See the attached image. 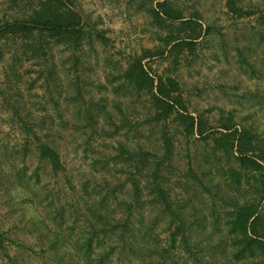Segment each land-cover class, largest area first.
<instances>
[{
	"label": "rangeland",
	"instance_id": "obj_1",
	"mask_svg": "<svg viewBox=\"0 0 264 264\" xmlns=\"http://www.w3.org/2000/svg\"><path fill=\"white\" fill-rule=\"evenodd\" d=\"M166 1L186 20L199 18L205 33L193 55L184 52L177 60L159 56L144 63L153 75L169 71L180 83L189 112L208 119L205 136L221 132L223 122L233 117L239 127L251 126L264 140V29L257 18H236L228 0ZM237 1L243 7L264 3ZM73 2L94 35L101 33L107 39L103 44L85 41L77 52L78 62L64 46L49 48L51 77L40 60L28 54L21 63L15 62L9 47H3L0 264H141L119 259V251L109 248L116 244L109 233L101 232L104 224L91 218L90 207L109 196L101 213L118 215L121 211L114 198L123 199L130 191V163L126 155L119 156L121 143L132 148L140 144L162 154L164 124L149 122L150 98L138 94L122 76L134 59L162 47L159 37L165 34L155 25L150 0ZM30 12V0H0V23ZM29 130L59 148L66 173L56 176L39 163V142ZM166 130L174 153L162 179L174 206L185 216L190 247L188 251L169 249V264H196L195 259L202 264L211 259L212 264H238L232 257L228 213L235 196L241 203L253 198L252 188L244 186L237 195L219 168H211L216 160L210 138L189 139L173 120L166 123ZM228 164L232 165L231 157L222 158L219 166ZM192 170L200 180L194 179ZM159 220L152 225L153 235L140 234L141 245L169 248L167 222ZM94 226L97 231H92ZM90 238L92 254L84 248ZM66 248L76 254L75 259H69ZM98 251L112 253V259L101 263L95 257ZM144 253L142 259H157L147 250ZM86 254H91L89 259H84Z\"/></svg>",
	"mask_w": 264,
	"mask_h": 264
},
{
	"label": "trees",
	"instance_id": "obj_2",
	"mask_svg": "<svg viewBox=\"0 0 264 264\" xmlns=\"http://www.w3.org/2000/svg\"><path fill=\"white\" fill-rule=\"evenodd\" d=\"M150 1L154 4L151 12L155 25L165 34L164 37H159L163 45L154 52L146 51L141 57L134 59L126 68L122 79L138 94H146L150 98L152 113L149 116V122L164 124L160 139L162 154L155 153L140 144L137 148H132L121 143L119 156L124 158L126 155V160L130 163L128 165L130 191L123 199L114 198L119 202L117 206L121 209L118 215L101 213L103 208L101 206L107 204L110 198L108 196L101 197L96 205L90 207L91 218L96 223L104 224L101 232L109 233L110 240L116 244L115 246L111 244L109 248L112 251H119L116 253L119 259L138 260L141 264H169L167 259L169 249L189 250L185 216L174 206L162 179L163 169L167 164H171L174 153V143L166 130V123L173 120L182 128L187 138H195L198 135L204 141L211 139L210 151L213 160H216L211 168H219L218 172L223 173L230 182L233 192L238 195L241 194L244 186L252 188L253 200L241 203L236 196L232 198L233 208L228 213L229 231L232 236V257L238 264L244 261L250 264H264V212H262L264 140L251 126L239 127L233 117L232 120L223 122L221 132L206 135V137L208 119L203 115L194 117L189 112L180 83L170 76L169 71L159 76L152 74V69L144 63L146 59L160 56L174 57L177 60L178 56L184 52L193 55L205 31L199 24V18L186 20L168 1ZM30 2L31 12L26 17L0 23V58L6 52L3 47L6 50L9 47L12 51L11 60L15 62L21 63L23 56L29 54L32 56L30 59L40 60L39 63L52 77L54 75L51 70L53 60L50 59L49 48L52 51L54 47L64 46V49L70 51L74 61L78 62L77 52L83 48L85 41L92 43L95 39L102 44L107 42L101 33L94 35L88 22L83 21L82 15L75 10L73 0H30ZM227 6L236 18L256 17L258 24L264 29V3L253 7H243L238 5L237 0H228ZM14 46L17 48L14 49ZM23 125L28 126L24 121ZM29 131L39 142L37 147L39 163L48 167L56 176L66 173V166L59 148L47 140H41L33 130ZM229 157L232 158V165L220 167L221 159L229 160ZM191 175L195 180H200L193 170ZM202 176L205 177L206 173H202ZM103 179L106 178L103 177ZM82 187L90 197L87 184H83ZM256 200H259L261 204L258 205ZM153 212H155L154 215L156 214L154 218ZM160 217L167 222L169 248L149 249L141 245L140 234L153 235L151 228L158 224ZM97 228L94 226L92 231H97ZM104 229H106L105 232H103ZM84 248L92 254L94 251L92 238L85 242ZM65 250L69 259H75L76 254L70 248ZM146 250L157 259L150 257L142 259ZM90 255L86 254L84 259H89ZM112 256V253L104 251H98L95 254L96 259H100L101 263L103 259L111 260ZM211 261L213 259L205 264H212ZM193 262L202 264L201 260L197 261V259Z\"/></svg>",
	"mask_w": 264,
	"mask_h": 264
}]
</instances>
